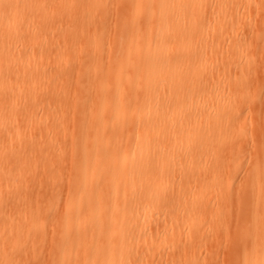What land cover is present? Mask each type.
I'll list each match as a JSON object with an SVG mask.
<instances>
[{
	"label": "bare ground",
	"instance_id": "6f19581e",
	"mask_svg": "<svg viewBox=\"0 0 264 264\" xmlns=\"http://www.w3.org/2000/svg\"><path fill=\"white\" fill-rule=\"evenodd\" d=\"M121 1L129 6L117 17L109 7ZM206 3L229 18L233 7L245 0H0V76L16 75L17 82L26 84L25 103L53 98L57 92L43 78L48 61L30 70L11 59L26 53L29 45L33 60H46L71 44L79 66L57 84L58 97L65 101L68 153L56 135L38 137L39 146L29 145L27 127L35 131L32 127L45 126L39 119L42 107L25 114V127L12 125L18 136L14 151L8 155L0 144V264H20L22 251L17 248L35 241L30 253L23 254L38 264H132L133 255L123 254L152 228L149 220L162 219L172 228L168 216L175 209L185 230L196 227L199 213L217 212L224 228L232 219V232L224 234L231 241L228 263L264 264V188L258 190L264 175V122L255 126L248 174L235 202L226 190L238 165L217 155L212 163L205 158L217 149L231 155L233 145L217 138L229 136L220 128L237 115L226 97H217L216 106L200 103L196 85L203 80L188 72L206 58L208 47L205 21L190 6L200 10ZM44 28L47 42L30 43L40 39ZM57 49L61 52H53ZM80 77L88 89L77 93L71 81ZM7 86L0 82V91ZM7 157L13 159L10 168ZM58 166L67 175V198L59 214V188L53 183L61 178ZM31 183L37 186L36 201L28 198L34 193ZM198 187L213 191L214 198L196 199ZM9 203L24 205L15 220ZM231 207L237 209L232 208L234 216L238 213L234 218ZM45 220L55 223L53 230L44 228ZM84 227H89L88 235L80 230ZM7 241L12 243L9 250ZM73 242L88 248V254L74 252ZM44 245L48 253L42 251ZM186 248L183 264L188 262ZM150 256L160 262L159 254Z\"/></svg>",
	"mask_w": 264,
	"mask_h": 264
},
{
	"label": "rangeland",
	"instance_id": "374dc122",
	"mask_svg": "<svg viewBox=\"0 0 264 264\" xmlns=\"http://www.w3.org/2000/svg\"><path fill=\"white\" fill-rule=\"evenodd\" d=\"M128 6V2L121 1L110 6L109 12L117 17H121ZM190 9L200 21H205L202 32L208 41L206 58L196 63L193 70L188 69L189 73L192 71L195 74L194 78L203 80L200 85H196V92L201 99L199 102L205 106L207 103L209 107L211 104L216 106L220 103V99L217 97H226L231 100L232 103L230 105L236 108L237 115L233 116L232 123L222 125L220 128V130H227L229 136L217 138L219 142L226 141L233 145L230 151L231 155L228 154L229 152L219 149L217 151L209 150L205 153L207 162L212 163L215 160L214 155H217L219 159H223L222 161H230L231 164L234 161L238 165L236 173H233L232 182L226 190L228 191L230 200L235 202L234 200L241 193L242 181L248 174L249 162L253 152L252 137L255 132V126L259 122L261 124L264 122V0H245L244 4L233 7L231 17L229 18H225V11L220 8L218 9L214 4L206 3L200 10H197L195 6H190ZM21 18L22 15H19L16 23H20ZM44 19L42 18L40 21ZM208 23L209 25H207ZM205 30L206 32H204ZM48 33L44 28L42 34H40V39L38 41L33 40L30 43L44 45L47 42L46 36ZM66 47L67 49L62 52L59 49L53 51L63 53V57H61L60 53L59 56L54 55L53 57L46 58V60H42L41 58L37 59L35 55L36 60H33L32 57L34 55L31 54V45H29L26 53L20 52L18 56L11 58L20 63L19 68L23 66L30 70H35L39 64L48 61L46 74L43 76L45 80H43L49 84L50 88L55 89V91L57 90L53 98L44 97L38 102L31 99L30 102L25 103L26 84L17 82L16 75L4 76L1 74L0 82L8 86L0 91V115L1 113L4 115V117L1 115L3 125L0 126V144L5 146V153L8 155L18 145V136L14 129L13 131L11 130L12 125H17L20 128L25 127V114L33 115L35 107H42L44 109V112L39 115V119L45 126L32 127L35 131H31V128L27 127L25 135L29 145L39 146L41 140H38V137L47 139L51 135H56V139L61 146L60 148L68 153V149L64 143L67 133L62 121L65 101L63 98L58 97L60 91L57 84L64 80L65 73L69 75L72 72L77 73L79 66L77 62L78 54L71 51V44H67ZM66 80L70 81L71 78L66 77ZM241 83L247 84V88L243 90L239 88ZM71 85L75 87L74 90L77 93L85 92L88 89L83 77H80L78 81H71ZM201 87H203L204 93ZM14 96L18 97L13 99ZM234 140L235 144H233ZM182 150L184 151L185 148L183 147ZM5 160L8 163L7 168L13 166V159L7 157ZM57 168L61 178L54 179L53 183L59 188L58 195L55 197L58 202L57 213L59 214L62 212L67 198V175L64 168H60L59 166ZM222 176L224 177L225 175ZM263 179L264 175L259 181L258 190L260 192L264 188ZM1 181L4 182L3 180ZM30 187L34 193L28 198L30 201H36L38 199L37 186L31 183ZM208 190L198 187L195 192V198H202L201 200L207 197L214 198L213 191L209 192ZM169 195H172V193ZM4 200L6 201V198ZM235 204L231 203V206H235ZM23 206V203H21L20 207L15 203L8 204L12 219H16V213L18 210L24 209ZM238 206L237 202L236 208ZM43 207L44 204H41V208ZM232 208L234 207H231V215L234 218L238 213L234 216ZM236 208H234L235 211L237 210ZM178 212V209H175V212L168 216V221L172 222V228L166 226L162 219H150L152 228L146 229V231L139 234L136 237L137 242L134 241L123 256L131 257L133 255L131 257L132 264H183L182 250L186 248L189 240H192L193 243L190 244L192 246H188L190 250L187 249L188 247L186 248L187 252L189 251L187 264H231L230 261L228 263V249L230 247L229 242L231 241L229 239L226 240L224 234L232 232L235 224L232 219L226 220L227 228H224L220 227L221 215L218 216L217 212L199 213L195 218L196 229L189 228L185 230L181 227V218ZM44 222L45 229L53 230L55 223L52 220H45ZM80 230L85 235L90 233L89 227H84ZM194 230H196V236H194ZM150 239L154 244H150ZM185 240H188L186 245L184 244ZM73 241H75V238ZM10 243L7 241V250L10 249ZM35 243L36 241L33 244L29 242L19 245L17 250L18 252L19 250L22 251V255L18 259L20 264H38L31 258L27 259L23 254V252H27L26 255H28L30 248ZM72 248L74 252L81 255L88 254L89 251L86 247L74 246V242ZM148 248L151 249L150 252H148ZM41 249L45 253L49 252V247L46 245L42 246ZM156 254L161 256L160 262L159 260L155 261L154 257L150 256ZM90 264L100 263L96 260Z\"/></svg>",
	"mask_w": 264,
	"mask_h": 264
}]
</instances>
